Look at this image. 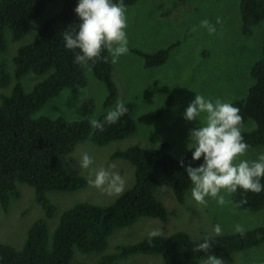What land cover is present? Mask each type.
Masks as SVG:
<instances>
[{
    "label": "trees",
    "instance_id": "1",
    "mask_svg": "<svg viewBox=\"0 0 264 264\" xmlns=\"http://www.w3.org/2000/svg\"><path fill=\"white\" fill-rule=\"evenodd\" d=\"M51 1L0 0V53L7 49V38L18 41L26 35L30 37L10 56L15 82L9 94L0 96V206L6 211L9 195L17 196L16 183L20 182L32 187L34 201L42 210V216L29 223L20 248L0 242V264H72L75 251L101 253L107 237L115 229L128 226L141 217L165 220L166 209L155 197L154 189L169 187L175 200L182 204L191 181L179 162L182 160L184 165L191 167L203 163V157L192 160L193 147L175 158L166 141L156 147L129 146L116 150L111 156L127 160L133 167V181L123 194L106 205L83 201L57 212L48 192H71L86 185L83 176L65 170L60 156L71 152L86 138L93 144L102 145L132 136L136 132V122L154 123L170 104L171 97L169 95L163 105L139 114L136 121L132 117L134 103L126 101L124 105L128 111L115 124L105 123L107 113L116 107L118 95V86L111 77L109 53L102 51L101 59L95 64L89 62L87 67L74 63V53L65 48L63 35L80 23L74 12L78 0H60L56 12L42 17ZM137 1L123 0V3L132 5ZM112 2L119 3V0ZM239 19L241 33L250 35L252 26L264 22V1L239 0ZM171 46L153 52L133 51L145 65L156 66L166 61ZM29 72L41 78L29 91H24L19 79ZM87 73L103 84L101 113L95 111L94 99L88 98L76 108L80 118L75 120H65L61 116H33L61 90L74 93L84 86ZM249 75L253 81L245 97L229 103L239 108L242 124L247 120L254 124V128L242 132L244 142L252 147L264 145V37L259 57L250 66ZM8 80L5 62L0 61V85H6ZM93 118L104 123L103 130L91 126L89 121ZM260 182L264 184V177ZM230 199L242 210L256 211L264 206V190L257 194L237 188L236 192L230 193ZM53 217L57 219L52 228L49 223ZM205 237L211 245L208 252L194 251ZM262 242L264 226L245 229L243 234L203 233L199 239L178 230L166 236H146L121 246L114 253L101 254L97 264H112L134 254L158 255L161 264H182L181 259H206L210 254L225 261L232 253Z\"/></svg>",
    "mask_w": 264,
    "mask_h": 264
},
{
    "label": "rangeland",
    "instance_id": "2",
    "mask_svg": "<svg viewBox=\"0 0 264 264\" xmlns=\"http://www.w3.org/2000/svg\"><path fill=\"white\" fill-rule=\"evenodd\" d=\"M125 6L128 52L121 55L116 63L111 62V77L118 86L115 105L132 101V117L136 121L142 112L163 105L169 95L171 102L154 123L136 122V132L130 137L102 145L93 144L90 138H86L71 152L60 156L65 170L83 176L86 185L71 192H48L47 196L55 204L58 213L76 202L106 205L114 200L116 196H108L88 182L100 168L119 173L126 181L125 189L131 185L133 167L127 160L112 157L111 154L116 150L129 146L156 147L166 141L173 156L181 157L186 150L194 147V141L189 138L190 130L204 124L203 114L197 121L183 118V113L195 95H202L213 103L217 99L229 103L243 99L253 81L249 68L260 54L264 22L252 26L250 35H243L240 31L239 0H138ZM59 7L60 0L49 2L42 17L53 14ZM217 18L220 23L216 22ZM205 19L215 26L214 33L209 34L207 29L200 26ZM28 36L18 41L7 38V49L0 53V61L5 62L9 80L6 85H0V96L9 94L15 82L10 56L17 46L30 40ZM169 45L172 46L166 61L156 66L145 65L143 59L133 51L153 52ZM86 77V84L77 88L76 92L61 90L33 116H61L65 120H75L80 118L76 108L88 98L94 99L95 111L101 113L100 101L105 92L103 84L91 73H87ZM40 78L29 72L19 81L23 90L29 91ZM252 128L254 124L247 120L242 124L241 132ZM85 153L93 160L88 169L80 167ZM260 154H264V145L249 147L236 163L240 160H257ZM192 187L190 184L182 204L175 200L169 187H156L154 195L166 209L165 220L141 217L128 226L117 228L107 237L106 247L101 253L75 251L72 264H97L101 254L114 253L123 245L150 236L153 230H159L158 235L162 236L182 230L190 238L199 239L203 233L216 235L215 225H220L221 233L236 232L237 225L243 230L264 226V206L256 211L242 210L231 202L230 193L225 190L219 193L224 197L223 205L218 204L215 198H206V205H202L191 197ZM16 189L17 196L9 195L6 211L0 206V242L20 248L29 223L42 216V210L34 201L32 187L17 182ZM56 219L53 217L50 220L49 227H54ZM203 260L181 259V262L203 264ZM224 262L264 264V242L234 252ZM112 264H161V258L158 255L134 254Z\"/></svg>",
    "mask_w": 264,
    "mask_h": 264
},
{
    "label": "clouds",
    "instance_id": "3",
    "mask_svg": "<svg viewBox=\"0 0 264 264\" xmlns=\"http://www.w3.org/2000/svg\"><path fill=\"white\" fill-rule=\"evenodd\" d=\"M74 12L80 23L70 27L63 35L65 48L74 53V63L82 67H87L89 62L95 64L101 59L104 50L111 55V62L116 63L121 55L128 52L126 6L123 0H119V3H113L112 0H78ZM216 22L220 23V19L217 18ZM200 26L207 29L209 34L215 32V26L207 19L202 20ZM127 111L124 103L120 102L107 113L104 122L115 124ZM202 114L203 126L190 130L189 138L194 141L192 160L197 161L203 157V163L191 167L184 165L182 160L179 162L193 185L191 197L202 205H206V198H215L218 204L223 205L225 200L219 195L221 190L234 193L240 188L257 194L264 190V184L260 182L264 177V154H260L254 161L240 160L236 163L249 148L241 132L243 118L239 108L219 99L213 103L202 95H195L183 113V118L197 121ZM89 123L93 128L103 130L104 123L97 119H91ZM92 163V158L87 153L83 154L80 167L88 169ZM88 182L108 196H119L125 191V179L119 173L104 168L96 170L94 178ZM235 231L243 234L239 225ZM214 232L217 235L222 232L220 225L214 226ZM158 234L159 230H153L149 235L151 238ZM210 247L209 238L205 237L204 242L199 243L194 251L208 252ZM203 264L225 262L210 254L203 260Z\"/></svg>",
    "mask_w": 264,
    "mask_h": 264
}]
</instances>
